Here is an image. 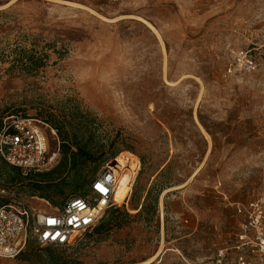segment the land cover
Returning <instances> with one entry per match:
<instances>
[{
	"label": "rangeland",
	"instance_id": "obj_1",
	"mask_svg": "<svg viewBox=\"0 0 264 264\" xmlns=\"http://www.w3.org/2000/svg\"><path fill=\"white\" fill-rule=\"evenodd\" d=\"M239 50L258 67L228 75ZM11 116L37 120L58 154L26 176L0 158V193L34 210L89 193L93 179L62 196L35 188L62 143L86 147L95 175L123 156L136 174L101 219L115 208L122 226L67 249L28 239L0 264L46 252L63 264H239L252 231L236 207L264 203V0H0V121Z\"/></svg>",
	"mask_w": 264,
	"mask_h": 264
},
{
	"label": "built area",
	"instance_id": "obj_2",
	"mask_svg": "<svg viewBox=\"0 0 264 264\" xmlns=\"http://www.w3.org/2000/svg\"><path fill=\"white\" fill-rule=\"evenodd\" d=\"M258 65L251 50L234 53L226 74L250 73ZM58 154L49 153L47 141L37 120L11 116L0 130V158L19 169L23 175L47 171L55 164ZM116 161V159H115ZM119 166L106 164L89 185V193L65 202L61 210H34L18 195L0 193V258H15L25 251L28 239L39 246L70 248L81 235L90 233L105 213L116 206L114 199ZM236 211L245 217L244 230L248 242L245 257L239 264H264V203L237 205ZM54 221V223H52Z\"/></svg>",
	"mask_w": 264,
	"mask_h": 264
},
{
	"label": "trees",
	"instance_id": "obj_3",
	"mask_svg": "<svg viewBox=\"0 0 264 264\" xmlns=\"http://www.w3.org/2000/svg\"><path fill=\"white\" fill-rule=\"evenodd\" d=\"M24 66H33L36 69L43 65V61L39 58L22 57L19 59ZM2 122L0 121V130L2 129ZM63 153L62 160L58 165L50 172L45 174H38L35 184V188L51 187L50 184H55L56 190H54L55 196H62L67 188L83 189L88 183L94 179L95 173L98 167L89 170V164L91 162V152L86 147H79L75 145V152L71 151L72 145L62 143L60 145ZM7 164V163H6ZM15 168V167H14ZM17 169V168H16ZM69 184V186H68ZM118 212V217H113L109 220H102L94 228V232L107 233L112 226H122V221L129 217L128 213L121 212L117 209H111L110 214ZM120 212V213H119ZM71 248V247H70ZM67 249V248H66ZM75 263V262H73ZM43 264H63L61 263V257L52 252H46V258Z\"/></svg>",
	"mask_w": 264,
	"mask_h": 264
},
{
	"label": "bare ground",
	"instance_id": "obj_4",
	"mask_svg": "<svg viewBox=\"0 0 264 264\" xmlns=\"http://www.w3.org/2000/svg\"><path fill=\"white\" fill-rule=\"evenodd\" d=\"M139 20L145 22L144 20L138 18ZM148 26L155 32L156 30L148 24ZM133 160L128 157H118L116 161H112L111 163L118 165L119 166V171H118V177H117V182H116V187H115V195L114 199L117 204H121L125 197L127 196V193L130 190V187L132 185V182L134 180L135 174H136V167L135 164L132 163ZM157 255V254H156ZM153 258H151L148 262L152 261Z\"/></svg>",
	"mask_w": 264,
	"mask_h": 264
},
{
	"label": "water",
	"instance_id": "obj_5",
	"mask_svg": "<svg viewBox=\"0 0 264 264\" xmlns=\"http://www.w3.org/2000/svg\"><path fill=\"white\" fill-rule=\"evenodd\" d=\"M111 165H112V166H115V164H114V163H113V164L111 163Z\"/></svg>",
	"mask_w": 264,
	"mask_h": 264
},
{
	"label": "snow or ice",
	"instance_id": "obj_6",
	"mask_svg": "<svg viewBox=\"0 0 264 264\" xmlns=\"http://www.w3.org/2000/svg\"><path fill=\"white\" fill-rule=\"evenodd\" d=\"M52 223H54V221Z\"/></svg>",
	"mask_w": 264,
	"mask_h": 264
}]
</instances>
